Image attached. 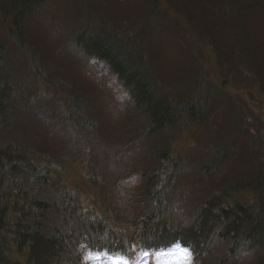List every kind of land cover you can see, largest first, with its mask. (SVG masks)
I'll return each instance as SVG.
<instances>
[{
  "label": "trees",
  "instance_id": "16d2710c",
  "mask_svg": "<svg viewBox=\"0 0 264 264\" xmlns=\"http://www.w3.org/2000/svg\"><path fill=\"white\" fill-rule=\"evenodd\" d=\"M213 78L264 102V0H0V264H264V138Z\"/></svg>",
  "mask_w": 264,
  "mask_h": 264
},
{
  "label": "rangeland",
  "instance_id": "374dc122",
  "mask_svg": "<svg viewBox=\"0 0 264 264\" xmlns=\"http://www.w3.org/2000/svg\"><path fill=\"white\" fill-rule=\"evenodd\" d=\"M163 14H165V8H159V7H158L157 11L154 13V15L156 17H158V19L160 21H162V23L163 22L167 23V24H165L163 26V28L165 27V29H166V32H163V33H164V38H166V40H169L170 37H174V35H175V33H174L175 27H172L173 21L170 18H168V17H164V18L160 17ZM131 18H133L136 21L140 19V17L138 16L137 13H132L131 14ZM159 33L160 32L157 31V34H159ZM66 35L62 36L61 39H65L67 37ZM153 38H158V37L155 36V35H153V36L150 35L149 36V39L152 40ZM146 39H148V37ZM149 39H148V42H147V45H146V48L148 50H152L153 51V49L155 47L156 54H159L161 51L164 50L161 47L165 48L164 45H166V44L164 43V45H163L159 40L155 41L154 45H152L153 49H151L150 47H147V46L150 45ZM190 44H193V43L190 42ZM182 45H183V47H186L188 44H187V42L186 43L183 42ZM189 49L192 50L193 53H194V49L193 48L192 49L189 48ZM161 57L163 59L167 58L166 50H165V52H163L161 54ZM197 61H198V59H197ZM205 68H207V67L205 66ZM199 69H200L199 77L201 76L199 78V80L201 82H203V84L201 83L202 85H205L204 79L207 78V76L204 74L205 70L202 69V68H199ZM60 72H61L60 69H56L54 73L56 75H58V74H60ZM210 76L212 77V73L211 72H210ZM207 79L205 80L206 82H207ZM222 80L220 79L219 81H217L216 79L213 78L212 82L214 83V85L217 84L219 86H221V83L223 82L224 86H221V88L225 89L224 91L227 92L229 95L235 96L237 98L238 96L235 95V89L236 88L233 89L234 88L233 82H231V80L230 81H226L225 79H222ZM107 83L109 84L108 86L111 88L112 92L117 95L118 99L119 98L122 99L124 97V93L114 83V79L112 77L108 78ZM253 90L254 91L252 93H249V94H248V91H244V92L240 93V97H239V99L238 98L237 99L238 100H240V99L246 100L245 103L242 101V103L240 105H241V107L243 106L244 108H248V109L251 110L250 112H251L252 116H249V114H248V127L250 129V132L252 134L260 133L261 138H264V102H261L260 95L258 94V89L256 87H254ZM254 128H257L256 130H259V132L255 131ZM108 137H109V141H108L109 143H118L119 142V141H115V139H114V137L112 135H109ZM94 139L96 140V139H99V138H94ZM95 147L96 148L99 147L97 143L95 144ZM77 166H80V163H78ZM78 168H79V170H81V166L78 167ZM69 178H72V177L67 175L66 179H69ZM76 184L80 185V187L82 189L87 188L86 185H84V182L81 179H78V177L75 178V179H72V181H71V185L72 186H74ZM86 192H88V191H86ZM83 200L87 202V205L90 204L88 195H85ZM87 205H86V207H88ZM68 248H70V247H68ZM63 260L64 259L62 258V260H60L58 264H61V261H63ZM140 262H141V264H146L147 260L142 258L140 260ZM63 264H67V261L64 262ZM88 264H123V262H119L118 260L111 259V258L110 259L109 258H104V259H100L99 261H95L94 259H92V260H90L88 262ZM154 264H191V262H189L188 259L187 260L185 259L184 253L180 249H178L176 246H173L172 248H169V249L165 250L163 252L162 256L157 257L156 260L154 261Z\"/></svg>",
  "mask_w": 264,
  "mask_h": 264
},
{
  "label": "snow or ice",
  "instance_id": "6c2138e0",
  "mask_svg": "<svg viewBox=\"0 0 264 264\" xmlns=\"http://www.w3.org/2000/svg\"><path fill=\"white\" fill-rule=\"evenodd\" d=\"M183 253H184V257H185L186 260H187V259H190V257H189V253H188V249H184V250H183ZM142 255H143V256H147L148 253H147V252H143ZM158 255H161V254L158 253ZM125 264H127V262H125Z\"/></svg>",
  "mask_w": 264,
  "mask_h": 264
}]
</instances>
